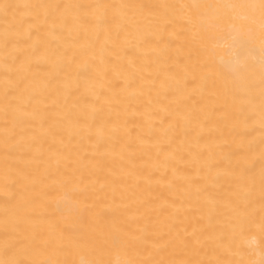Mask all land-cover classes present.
<instances>
[{
	"label": "bare ground",
	"instance_id": "obj_1",
	"mask_svg": "<svg viewBox=\"0 0 264 264\" xmlns=\"http://www.w3.org/2000/svg\"><path fill=\"white\" fill-rule=\"evenodd\" d=\"M264 264V0H0V264Z\"/></svg>",
	"mask_w": 264,
	"mask_h": 264
},
{
	"label": "clouds",
	"instance_id": "obj_2",
	"mask_svg": "<svg viewBox=\"0 0 264 264\" xmlns=\"http://www.w3.org/2000/svg\"><path fill=\"white\" fill-rule=\"evenodd\" d=\"M117 264H119V259L117 258Z\"/></svg>",
	"mask_w": 264,
	"mask_h": 264
}]
</instances>
